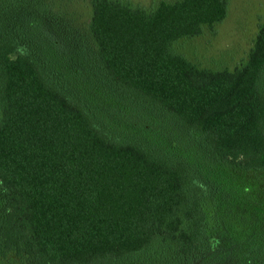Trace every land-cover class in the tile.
<instances>
[{
	"label": "trees",
	"instance_id": "16d2710c",
	"mask_svg": "<svg viewBox=\"0 0 264 264\" xmlns=\"http://www.w3.org/2000/svg\"><path fill=\"white\" fill-rule=\"evenodd\" d=\"M21 7L31 12L19 18L23 32L0 35V259L163 264L148 257L165 244L182 255L208 249L215 188L203 186L189 150L206 163L264 171V19L247 62L213 70L173 43L213 29L228 0H161L151 9L92 0L98 87L160 112L185 146L175 153L97 123L87 98L98 88L83 90L84 102L69 91L53 43L38 38L34 48L33 35L24 37L45 11L34 1Z\"/></svg>",
	"mask_w": 264,
	"mask_h": 264
},
{
	"label": "rangeland",
	"instance_id": "374dc122",
	"mask_svg": "<svg viewBox=\"0 0 264 264\" xmlns=\"http://www.w3.org/2000/svg\"><path fill=\"white\" fill-rule=\"evenodd\" d=\"M31 1L38 2L45 13L43 23L24 37L33 35L30 41L34 48L40 47L38 38L53 43L55 55L51 58L63 71L61 78L69 83V91L76 98L84 102L83 90L98 88L87 98L97 123L120 139L166 152H184L185 146L168 132L160 112H151L141 100L118 90L111 95L98 87L96 70L101 59L90 29L92 0H0V35L5 31L23 32L17 30L21 28L19 18L31 12L21 4L27 6ZM128 1L151 9L161 0ZM263 19L264 0H228L227 15L221 22L213 29L205 27L199 35L175 41L173 49L201 68L233 70L247 62ZM189 152L201 169L203 186L211 193L215 188L214 200L208 206L209 247L182 255L165 244L148 258L166 262L163 264H259L264 256V171L246 173L231 161L206 163L202 152L195 148ZM0 264L27 263L9 254L0 259Z\"/></svg>",
	"mask_w": 264,
	"mask_h": 264
}]
</instances>
